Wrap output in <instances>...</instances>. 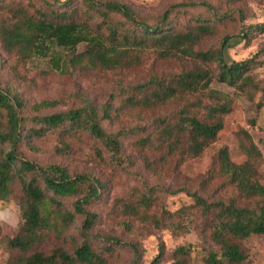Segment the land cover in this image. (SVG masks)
I'll return each mask as SVG.
<instances>
[{"label": "trees", "instance_id": "obj_1", "mask_svg": "<svg viewBox=\"0 0 264 264\" xmlns=\"http://www.w3.org/2000/svg\"><path fill=\"white\" fill-rule=\"evenodd\" d=\"M7 1L0 0V5ZM42 1L34 12L17 9L18 14L1 23L4 52L31 58L47 56L54 45L61 46L70 50L72 65L87 71L139 67L151 57L180 66L178 72L125 87L119 106L120 110L155 111L175 104L178 108L156 116L147 126L109 132L105 121L116 112L111 103L97 108L86 99L79 108L47 112L58 100H41L29 106L18 91L10 94L3 90L4 60L0 57V200L14 192L16 183L23 191L19 226L14 236L6 237V246L14 251L8 264H111L113 244L123 243L117 237L105 236L103 240L111 244L106 250L99 249L92 239L99 215L87 210L107 189V182L88 172L72 173L61 163L30 160L25 149L37 150L33 138L53 134L61 143L55 148L57 152L68 153L72 147L69 138L89 135L100 143L97 152L101 156L107 150L112 161L120 163L124 160L122 138L137 135L134 146L147 171L160 174L166 168L180 167L218 139L232 110L234 98L214 87L215 82L254 98L259 89L252 72L254 58L229 62L225 50L234 37L249 42L255 34L264 33V22L225 35L218 47L202 49L199 46L215 33L217 23L230 14L208 6L209 15L195 16L181 27L172 13L187 4H174L154 23H148L131 5L118 0H64L60 5ZM82 43L85 48L79 50ZM241 131L246 160L233 161L224 146L205 173L188 176L208 177L203 180L207 182L221 174L226 178L221 189L229 195L213 196L197 190L189 192L191 203L175 211L165 207L154 210L158 192L171 188L153 185L117 198L118 211L156 228L184 231L193 222L205 242L203 264H249L246 241L252 234H264V182L258 166L261 153L249 133ZM80 217L81 223L75 226ZM132 247L135 256L130 264H139L137 247ZM193 251L190 246L178 247L172 264H193ZM162 255L163 248L154 261Z\"/></svg>", "mask_w": 264, "mask_h": 264}, {"label": "rangeland", "instance_id": "obj_2", "mask_svg": "<svg viewBox=\"0 0 264 264\" xmlns=\"http://www.w3.org/2000/svg\"><path fill=\"white\" fill-rule=\"evenodd\" d=\"M60 5L64 0H52ZM131 5L142 20L154 23L174 4H187L177 7L172 16L176 15L179 26H183L195 16L209 15L208 6L221 14H230L217 23L212 36L207 37L199 46L202 49L218 47L221 39L227 34H238L247 25L264 22V0H118ZM0 5V25L18 14L17 9L34 12L42 6V0H8ZM85 44L79 45L83 50ZM70 50L54 45L47 56L33 55L31 58H21L17 53L9 54L1 49L0 57L4 60L2 68V89L10 94L18 91L27 105L46 99L58 100L56 107L47 112L64 111L79 108L89 99L97 108L106 103L114 105L116 112L113 118L105 121L109 132H118L123 128L147 126L159 115L171 112L179 105H170L165 109L142 110L119 106L122 104V91L125 87L146 81L152 76L168 75L178 72V63L149 58L145 65L127 69L87 71L71 64ZM254 58L255 67L252 72L259 89L254 98L248 97L224 83L215 82L214 87L224 91L234 98L231 112L225 117L224 128L218 139L201 155L184 162L177 168H166L162 173H151L142 165L134 146L137 135L124 137V160L114 163L107 150L102 156L97 152L100 143L92 136L69 138L72 147L70 152H57L56 146L60 140L56 135L49 134L41 138H33L37 147L25 149L26 157L38 163L52 161L66 166L72 173L88 172L107 182V189L95 199L87 210L99 215V221L92 230V239L99 249L106 250L111 244L103 240L105 236L117 237L123 244H113V253L109 260L111 264H130L135 256L134 247L140 257L139 264H172L174 252L180 246H190L193 264H203L201 251L205 242L198 234L195 223H188L187 229L156 228L148 223L123 216L115 206V200L128 196L135 189L145 190L147 186L158 185L170 191L158 192V201L154 210L162 207L171 211L179 209L185 203H191L189 192L209 191L213 196L229 195L222 190L226 178L219 174L210 178L189 179L205 173L211 166L220 148L226 146L231 159L241 163L247 159L243 150L244 134L249 133L261 153L258 166L261 179L264 182V33L255 34L249 42L234 37L225 50V59L229 62ZM58 60V62H57ZM44 113V112H43ZM175 191V192H174ZM20 183L14 185V192L0 200V264H8L13 250L6 246V237H12L17 231L21 220ZM71 201L67 200L70 207ZM82 217L75 226L81 223ZM249 251V264H264V234H252L246 241ZM163 248V255L158 262L154 260ZM109 256V253L106 252Z\"/></svg>", "mask_w": 264, "mask_h": 264}, {"label": "clouds", "instance_id": "obj_3", "mask_svg": "<svg viewBox=\"0 0 264 264\" xmlns=\"http://www.w3.org/2000/svg\"><path fill=\"white\" fill-rule=\"evenodd\" d=\"M19 225H17V227H18Z\"/></svg>", "mask_w": 264, "mask_h": 264}]
</instances>
